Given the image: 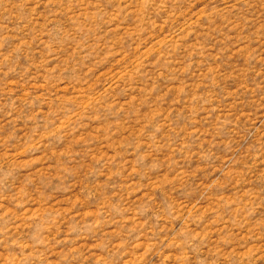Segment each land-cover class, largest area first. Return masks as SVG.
<instances>
[{"label":"rangeland","instance_id":"obj_1","mask_svg":"<svg viewBox=\"0 0 264 264\" xmlns=\"http://www.w3.org/2000/svg\"><path fill=\"white\" fill-rule=\"evenodd\" d=\"M0 264H264V0H0Z\"/></svg>","mask_w":264,"mask_h":264}]
</instances>
